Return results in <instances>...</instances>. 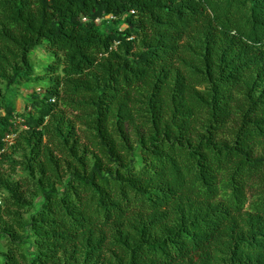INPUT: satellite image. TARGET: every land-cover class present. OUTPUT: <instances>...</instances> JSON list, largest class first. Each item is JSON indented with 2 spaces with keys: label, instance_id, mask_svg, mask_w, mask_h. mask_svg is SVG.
<instances>
[{
  "label": "trees",
  "instance_id": "1",
  "mask_svg": "<svg viewBox=\"0 0 264 264\" xmlns=\"http://www.w3.org/2000/svg\"><path fill=\"white\" fill-rule=\"evenodd\" d=\"M260 147L264 0H0V264H264Z\"/></svg>",
  "mask_w": 264,
  "mask_h": 264
},
{
  "label": "rangeland",
  "instance_id": "2",
  "mask_svg": "<svg viewBox=\"0 0 264 264\" xmlns=\"http://www.w3.org/2000/svg\"><path fill=\"white\" fill-rule=\"evenodd\" d=\"M122 28H123L122 24L117 22L114 18H109V17L104 19V21L101 24V30L104 32H111L116 29L121 30ZM30 58L34 66L35 75L39 76L40 74L42 75V72H44L43 70L52 62L54 56L51 52L46 50L44 46H39L31 52ZM39 77L41 78V80H39L36 83L25 84L23 86L18 87L17 91L15 92V95H13L15 111L17 113L24 112L25 110L24 106L30 101L31 99L30 95L33 92L37 94H41L44 91L45 88L44 84H46L49 78L44 75ZM14 89L15 88H12L11 92H14ZM57 110L61 111V113L68 118L71 125L75 126L78 137L80 138L82 143H85L86 142V138H85L86 131H84L85 126L78 121V115H76L77 113L74 111H70L68 109H62V107L61 108L59 107ZM21 128L23 129V126H21ZM13 137H14L13 135L8 137L9 138L7 139L8 144L11 143L10 141L12 140ZM257 154L264 155V148L260 147L257 150Z\"/></svg>",
  "mask_w": 264,
  "mask_h": 264
},
{
  "label": "built area",
  "instance_id": "3",
  "mask_svg": "<svg viewBox=\"0 0 264 264\" xmlns=\"http://www.w3.org/2000/svg\"><path fill=\"white\" fill-rule=\"evenodd\" d=\"M18 119H19V118H18ZM18 119H17V122L20 121V119H19V120H18Z\"/></svg>",
  "mask_w": 264,
  "mask_h": 264
}]
</instances>
